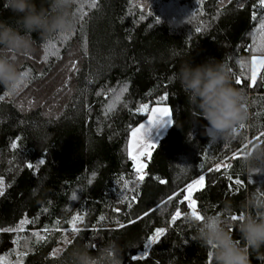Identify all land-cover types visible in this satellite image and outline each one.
Listing matches in <instances>:
<instances>
[{
  "label": "trees",
  "instance_id": "1",
  "mask_svg": "<svg viewBox=\"0 0 264 264\" xmlns=\"http://www.w3.org/2000/svg\"><path fill=\"white\" fill-rule=\"evenodd\" d=\"M258 3L95 0L93 6V0H77L78 24L67 38L33 33L32 51L15 58L29 74L15 93L0 87V229L16 228L24 218L34 223L0 231V264H69L72 247L86 244L98 254L110 241L119 246L122 264H209L192 239L186 186L204 176L192 194L195 210L227 219L243 213L249 192L264 191V70L255 85L249 76L250 58L264 56ZM0 21L15 22L3 0ZM210 58L222 62L245 93L248 118L228 139L207 134V121L170 79L184 61ZM163 95L172 125L145 159L140 181L128 139L149 115L137 109L159 105ZM253 144L260 146L257 157L242 162ZM177 208L182 215L173 221ZM73 216L84 217L76 223L79 232L69 223ZM157 228L164 234L145 249ZM230 231L241 240L234 227ZM249 259L264 264V246L250 249Z\"/></svg>",
  "mask_w": 264,
  "mask_h": 264
},
{
  "label": "clouds",
  "instance_id": "2",
  "mask_svg": "<svg viewBox=\"0 0 264 264\" xmlns=\"http://www.w3.org/2000/svg\"><path fill=\"white\" fill-rule=\"evenodd\" d=\"M3 3L15 22L0 21V87L15 93L26 78L16 56L31 52L36 37L47 39L71 34L79 20L75 11L77 0H46V7L38 6L36 0H3ZM170 79L179 83L189 104L207 121L206 132L212 139L234 136L236 127L247 120L244 90L234 85L225 65L216 58L196 65L184 61ZM259 148L257 144L246 148L242 162L250 164ZM242 208L244 211L235 225L232 219L220 214H206L200 221L189 217L195 223L193 241L211 253L213 264H250L249 250L264 246V191L249 192ZM233 227L240 234L239 242L233 239L230 231ZM68 261L69 264H122L115 241L108 242L98 254H93L86 244L72 247Z\"/></svg>",
  "mask_w": 264,
  "mask_h": 264
},
{
  "label": "snow or ice",
  "instance_id": "3",
  "mask_svg": "<svg viewBox=\"0 0 264 264\" xmlns=\"http://www.w3.org/2000/svg\"><path fill=\"white\" fill-rule=\"evenodd\" d=\"M94 4H95V0H93V6H94ZM257 6L258 7H264V0H259V3H258ZM196 31L199 32L200 29L197 28ZM62 36L67 38L66 34L62 35ZM260 50L261 49H257V51H260ZM45 59H47V57H45ZM252 65H253V67H252V71H251V84L255 85L258 74L260 73L261 70H264V56H260V57L253 56L252 57ZM241 66L243 67V62H241ZM22 73L25 76H27L29 74L27 71H24ZM260 79L264 80V76H260ZM235 83L238 84V85L241 84V80H240L239 77L236 78ZM126 90L127 89L125 88L124 91H126ZM167 99H168L167 95L160 96L159 100L157 101V104H160L161 102H163V101H165ZM137 111L138 112H142V113H145V112L149 113L148 120H147L146 124L142 123L138 127L132 129V137L136 141V144H137L136 151L138 152L140 150V148L149 147V146H155V142H153V141H151L150 139L147 138V134H148L149 129L151 127H154V126L163 127L165 124L172 125V119L170 118V116H171L170 109L168 107H166V106L165 107H151V109H150L149 104L144 103V104H142L140 106V108L137 109ZM129 143H130V148H129V151H128V156H129V158L131 160L136 161L137 157L133 154V151L131 150V141ZM11 147L12 148H16L17 147L16 142H13L11 144ZM39 163L43 164L44 160H40ZM27 167L32 168L33 165L32 164H28ZM142 167H143L142 165L136 167V172L138 174L137 179L140 180V181H143V179H144V176L142 174H139L141 172ZM225 167H231V165H225ZM217 170H219V167H217ZM203 181H204V176H200L198 180H194L192 183H189L187 185V191L189 192V196H186L184 198L185 200L189 201V207L192 208L191 216L196 221L202 220L203 219V215H201L198 211L195 210L194 205L196 204V201L191 199V193L194 190V186L202 185ZM91 182L92 181L89 180V183H91ZM161 182H163V181H161ZM128 184H129V181H127V180L124 181L125 188H127ZM236 184H240V181L237 180ZM0 195H3V188L2 187H0ZM173 198L174 197H169L168 200L171 201ZM127 199H128V197H125V200H127ZM133 199H135V197H133ZM131 206H132L131 204L128 205V207H131ZM144 215L146 216V215H148V213H145ZM181 215H182L181 210L179 208H177L175 213H174V215H172L171 219L173 221H175L179 217H181ZM239 218H240V216H236V215H233L231 217V219L233 221H237V220H239ZM83 219H84L83 216H73L72 220L69 221V223L72 225V230L74 232H79L80 231V229L76 227V223L78 221L82 222ZM100 219L103 220L104 217H101ZM29 223H34V221H30L27 218H24V219H22L19 222V224L17 225L16 228L0 229V231H8V232L23 231L24 226L26 224H29ZM45 231H47V228H45ZM164 232H165L164 228H157L155 230V233L152 236H149L147 238V241L144 244V248L148 249L153 244L157 243L158 240L160 239V237L164 234ZM33 235H36V236L39 237V233H33ZM39 238L43 239V237H39ZM15 242H18V241H14V243ZM237 242H239V241H237ZM143 255L146 256L147 255V251H145V253ZM208 257H209V264H211L212 256H211L210 252L208 253ZM139 258H143V256L139 257ZM133 259H138V257H133Z\"/></svg>",
  "mask_w": 264,
  "mask_h": 264
},
{
  "label": "rangeland",
  "instance_id": "4",
  "mask_svg": "<svg viewBox=\"0 0 264 264\" xmlns=\"http://www.w3.org/2000/svg\"><path fill=\"white\" fill-rule=\"evenodd\" d=\"M168 107L169 108V106L168 105H165V104H159V107ZM170 109V108H169ZM170 118H171V116H170ZM147 120H148V117L144 120V121H142L140 124H146L147 123ZM139 124V125H140ZM138 125V126H139ZM137 126V127H138ZM167 127H168V125L167 124H165L163 127H160V126H154V127H151L150 129H149V132H148V134H147V138L148 139H150L151 141H153V142H155V144L158 142V140L160 139V137L165 133V131H166V129H167ZM153 130V131H152ZM131 141V150H132V144H133V142H134V138L132 137V133H131V135L129 136V139H128V145H127V151H129V148H130V142ZM152 147L153 146H149V147H144V148H140V150L137 152H133V154L137 157V159H136V161H134L135 162V165L134 166H138V165H140L142 162H144L145 161V159L149 156V153H150V151H151V149H152ZM136 149V148H135ZM133 151V150H132ZM133 161V160H132ZM133 162V163H134ZM0 187H2V188H4V183H3V181L1 180V178H0ZM198 186L196 185V186H194V189H196ZM186 196H189V192L187 191V189L185 190V197ZM191 199H193L192 198V193H191ZM187 202H188V204H189V201L188 200H186ZM194 207H195V205H194Z\"/></svg>",
  "mask_w": 264,
  "mask_h": 264
},
{
  "label": "crops",
  "instance_id": "5",
  "mask_svg": "<svg viewBox=\"0 0 264 264\" xmlns=\"http://www.w3.org/2000/svg\"><path fill=\"white\" fill-rule=\"evenodd\" d=\"M253 57V56H252ZM252 57L250 58V70H249V76H250V81H251V71H252V67H253V65H252ZM257 57H260V56H257ZM153 107H159V105H155V106H153ZM148 117V116H147ZM137 127V126H136ZM135 127V128H136ZM168 127H169V125H168ZM167 127V128H168ZM167 130V129H166ZM153 131V130H152ZM166 132V131H165ZM131 133H132V131H131ZM131 133H130V135H131ZM164 135V134H163ZM162 135V136H163ZM161 136V137H162ZM160 137V138H161ZM159 141V140H158ZM137 149V144H136V141H135V139H134V142H133V144H132V150H133V152H136V149ZM153 148V147H152ZM134 162V161H133ZM133 165H135V162L133 163ZM140 165H142L143 167H142V169H141V172L139 173V174H142V172H143V170H144V168H145V161L144 162H142ZM140 165H138V166H140ZM136 167L137 166H134V168H135V170H136ZM199 179V177H197L196 179H194V180H198ZM193 180V181H194ZM192 181V182H193ZM192 182H190V183H192ZM203 184H204V181H203ZM203 184L202 185H197L198 187L196 188V189H194L193 190V192L194 191H196V190H198V189H200V188H202V186H203ZM187 189V186H186V188H185V190ZM193 192H192V194H193Z\"/></svg>",
  "mask_w": 264,
  "mask_h": 264
}]
</instances>
